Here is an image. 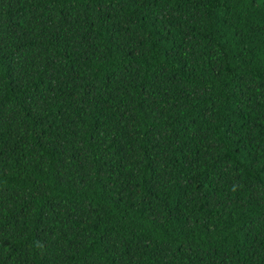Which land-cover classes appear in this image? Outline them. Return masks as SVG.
I'll list each match as a JSON object with an SVG mask.
<instances>
[{
  "label": "trees",
  "instance_id": "16d2710c",
  "mask_svg": "<svg viewBox=\"0 0 264 264\" xmlns=\"http://www.w3.org/2000/svg\"><path fill=\"white\" fill-rule=\"evenodd\" d=\"M0 264H264V0H0Z\"/></svg>",
  "mask_w": 264,
  "mask_h": 264
}]
</instances>
